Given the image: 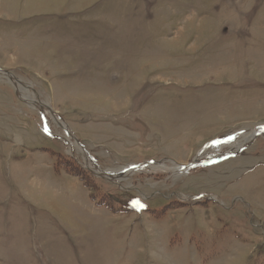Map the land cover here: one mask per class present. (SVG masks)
I'll use <instances>...</instances> for the list:
<instances>
[{"label": "rangeland", "instance_id": "1", "mask_svg": "<svg viewBox=\"0 0 264 264\" xmlns=\"http://www.w3.org/2000/svg\"><path fill=\"white\" fill-rule=\"evenodd\" d=\"M0 264H264V0H0Z\"/></svg>", "mask_w": 264, "mask_h": 264}, {"label": "bare ground", "instance_id": "2", "mask_svg": "<svg viewBox=\"0 0 264 264\" xmlns=\"http://www.w3.org/2000/svg\"><path fill=\"white\" fill-rule=\"evenodd\" d=\"M19 90L22 93L24 100H26L29 103H33L35 101V100L33 101L32 97L30 95H28L29 93H28L27 88L19 86ZM254 135H255V131L242 132L239 135L238 140H236L234 142H229L225 146L219 144V146H216L212 150H210V152L207 153L206 157L208 156L207 158H211L213 160L214 158H216V156L218 157L219 151L224 147L228 148V150L226 152H231V151H235V150L238 151V149L243 147V145L245 143H247L249 140H251L254 137ZM68 143L71 145V143L69 141H68ZM72 146H74V145H72ZM148 169L152 172H170V173H173V176H177L182 172V168L179 165L174 164V163H172L171 166H167L166 164H161V163H151V164H149ZM127 170H129V172H130V168ZM120 172H122V169L115 170L111 174H114L117 176V174H119ZM131 173H132V171H131ZM119 181H122V180H119Z\"/></svg>", "mask_w": 264, "mask_h": 264}, {"label": "flooded vegetation", "instance_id": "3", "mask_svg": "<svg viewBox=\"0 0 264 264\" xmlns=\"http://www.w3.org/2000/svg\"><path fill=\"white\" fill-rule=\"evenodd\" d=\"M246 97H247V96H246ZM242 104L244 105L245 103H242ZM246 104H247V103H246ZM216 137H217V136H216ZM216 137H215V138H216ZM222 137H223V134H222ZM222 137H221V138H222ZM220 140H221V139L217 138V140H215V142H219ZM223 140H225V138H224ZM223 140H222V141H223ZM227 140H229V139H227Z\"/></svg>", "mask_w": 264, "mask_h": 264}, {"label": "snow or ice", "instance_id": "4", "mask_svg": "<svg viewBox=\"0 0 264 264\" xmlns=\"http://www.w3.org/2000/svg\"><path fill=\"white\" fill-rule=\"evenodd\" d=\"M134 206H136V207H143V205H141V204L139 203V201L135 202V205H134Z\"/></svg>", "mask_w": 264, "mask_h": 264}]
</instances>
